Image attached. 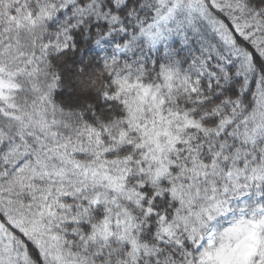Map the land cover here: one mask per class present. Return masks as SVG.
Wrapping results in <instances>:
<instances>
[{
  "label": "snow or ice",
  "instance_id": "obj_1",
  "mask_svg": "<svg viewBox=\"0 0 264 264\" xmlns=\"http://www.w3.org/2000/svg\"><path fill=\"white\" fill-rule=\"evenodd\" d=\"M0 264H264V0H0Z\"/></svg>",
  "mask_w": 264,
  "mask_h": 264
}]
</instances>
